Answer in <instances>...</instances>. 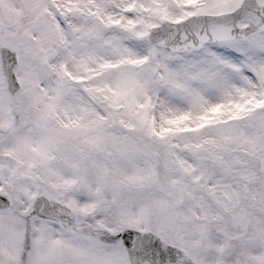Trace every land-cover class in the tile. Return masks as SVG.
<instances>
[{
  "label": "snow or ice",
  "instance_id": "obj_1",
  "mask_svg": "<svg viewBox=\"0 0 264 264\" xmlns=\"http://www.w3.org/2000/svg\"><path fill=\"white\" fill-rule=\"evenodd\" d=\"M0 264H264V0H0Z\"/></svg>",
  "mask_w": 264,
  "mask_h": 264
}]
</instances>
